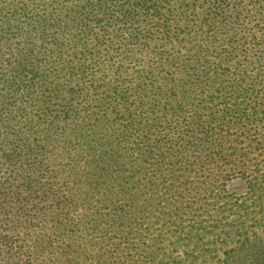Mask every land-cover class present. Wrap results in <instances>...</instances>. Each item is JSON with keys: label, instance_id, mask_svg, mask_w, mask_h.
Returning a JSON list of instances; mask_svg holds the SVG:
<instances>
[{"label": "trees", "instance_id": "obj_1", "mask_svg": "<svg viewBox=\"0 0 264 264\" xmlns=\"http://www.w3.org/2000/svg\"><path fill=\"white\" fill-rule=\"evenodd\" d=\"M263 169L264 0H0V264H264Z\"/></svg>", "mask_w": 264, "mask_h": 264}, {"label": "rangeland", "instance_id": "obj_2", "mask_svg": "<svg viewBox=\"0 0 264 264\" xmlns=\"http://www.w3.org/2000/svg\"><path fill=\"white\" fill-rule=\"evenodd\" d=\"M263 158H260L259 160L261 161ZM253 164V162L251 163V165ZM264 170V169H263Z\"/></svg>", "mask_w": 264, "mask_h": 264}]
</instances>
